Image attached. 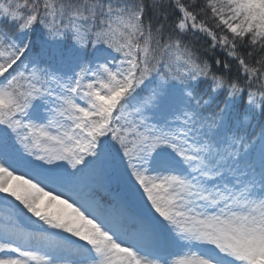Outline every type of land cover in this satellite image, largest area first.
<instances>
[{
  "label": "snow or ice",
  "instance_id": "snow-or-ice-1",
  "mask_svg": "<svg viewBox=\"0 0 264 264\" xmlns=\"http://www.w3.org/2000/svg\"><path fill=\"white\" fill-rule=\"evenodd\" d=\"M173 2L175 19L155 23L142 0L67 9L44 0V12L36 0L0 3V25L18 33L7 48L0 35V193L22 206L4 218L0 264H264V131L256 141L228 134L230 106H243L244 91L221 71L232 61L209 64L184 43L204 33L238 62L236 80L241 69L249 82L264 79V0ZM162 8L154 0L157 15ZM209 11L231 37L200 22ZM37 24L52 38L71 32L81 49L106 45L119 62L113 68L105 56L93 70L82 53L57 52L56 75L33 57ZM249 44L259 46L258 59L247 53L258 68L238 52ZM154 75L156 86L137 100ZM222 90L224 108L203 116V96ZM108 169L126 195L104 205L85 189Z\"/></svg>",
  "mask_w": 264,
  "mask_h": 264
},
{
  "label": "trees",
  "instance_id": "trees-1",
  "mask_svg": "<svg viewBox=\"0 0 264 264\" xmlns=\"http://www.w3.org/2000/svg\"><path fill=\"white\" fill-rule=\"evenodd\" d=\"M17 3H24V0H15ZM40 4V11L44 12L43 3L44 0H36ZM53 4L59 7L60 4L76 5L80 6L85 3V0H50ZM92 2V0H89ZM105 3L111 2L113 4H118L121 6L134 4L139 2V0H104ZM146 6V16L145 21L148 22L151 20L155 23L157 20H162L165 15L171 19H175V13L178 12V9H175L173 0H156L157 3L163 5V8L160 9L159 15L153 10L154 0H142ZM183 3L193 4L194 0H182ZM208 0H195V3L198 5H206ZM0 3L7 4L8 0H0ZM26 11V10H22ZM50 20L51 17H48ZM200 22L204 23L206 26H209L212 30L216 31L218 35L227 34L231 37V33H227V30L221 25L219 28L216 27L218 21L212 17L211 12L209 11L207 15L200 13ZM68 23L67 16L64 18L63 22L60 23L61 29L64 28V25ZM168 31V29H166ZM0 35H3L6 38L7 43L5 48L8 47L10 43L18 42V33L15 28L9 29L5 25H0ZM29 38L34 42L35 48L33 51V57L37 60V63L40 67L49 68L56 75H61V72L64 70L63 66L59 62V58L54 55V53L62 52L67 54L70 50L76 53H82L84 56V66L95 69L98 63L105 62V56H107V62L115 68L118 64V59L112 61L111 56H118V54L111 52L110 49H107L106 45H98L96 48H93L91 44L84 49H81L75 42L72 40L71 32L65 30V35L63 37L57 36L52 38L49 35L48 29L41 24L34 26V30L30 33ZM184 43L188 44L195 53L200 56L202 60H206L209 64H212L215 59L220 60L222 63L225 61H232L231 67L229 69H222L224 75L232 79L233 82L238 83L243 88V106L241 107L240 100H237L235 104L230 106V112L228 114V134H236L237 136H243L246 140L256 141L260 137L262 131H264V79H258L256 77L251 78V82L245 80V73L241 69L239 71V80H236L237 69L239 68L238 62L234 61V58L228 57L227 52L219 45L215 48H211V38L206 34L201 32H196L195 35L188 34L184 38ZM98 49V50H97ZM255 52L253 55L256 59L259 56L256 53H259V46L252 45H241L238 48V52L241 56H244L249 60V63L253 67H260L259 64L255 63L254 59L248 58L247 53ZM111 52V55L107 54ZM220 66H214L213 70L215 71ZM175 65L173 66L172 71L175 72ZM77 71L79 69L77 68ZM217 74H220L218 72ZM67 76H64V79L67 80ZM158 83V78L154 75L153 78L149 81H146L145 85H142L137 90V100H140L144 97H147L151 92L152 88ZM175 83V82H174ZM208 84L211 81H207ZM56 87L55 84L52 85ZM179 86V85H177ZM251 92L254 94L255 106L249 105L248 103V93ZM199 94V92H198ZM203 99H209L210 103L201 108V113L205 117L216 116L222 108H224V99H226V90H222L218 93H209L208 95L203 96ZM129 111H131V105H129ZM19 147V145H17ZM21 155H24L23 149H21ZM24 158L32 159L31 157L24 156ZM46 167V166H45ZM22 171H28V169H21ZM111 174L110 176H112ZM113 180L108 184L107 189L112 193H116L118 190V182L115 180L114 175ZM259 186V185H258ZM92 198L96 201L100 199L99 195H93ZM108 205V204H107ZM63 236H69L66 233H62Z\"/></svg>",
  "mask_w": 264,
  "mask_h": 264
},
{
  "label": "rangeland",
  "instance_id": "rangeland-1",
  "mask_svg": "<svg viewBox=\"0 0 264 264\" xmlns=\"http://www.w3.org/2000/svg\"><path fill=\"white\" fill-rule=\"evenodd\" d=\"M81 104H83V101H81ZM105 173V172H104ZM98 174V176H101V179L98 180L96 177H94V179L91 181L90 183V189H94L96 190L98 187H103L104 183L106 182V178H105V174ZM27 178V177H25ZM122 188L123 191L126 193V190L124 188V185L122 184ZM257 191H259V188L257 189ZM63 198V197H62ZM146 200V197H145ZM4 201H8L9 203L6 204L4 203ZM12 205H15L16 208H22V206L18 205V202H16L12 197L10 196H6V194L4 193H0V229L3 228L4 224H5V217L6 216H13V217H17L18 213L16 211V208H13ZM26 211V210H25ZM30 216V214H27ZM32 220H35V217L31 218ZM18 222H21V226L25 227L26 230L28 231H39V229H37L34 225H29L23 222V217H19L18 218ZM40 222L37 221V224H39ZM44 228L46 229V226H44ZM51 229H47L48 232H50ZM54 231V230H51ZM2 234V233H0ZM83 243V242H82ZM188 249H184L183 251H187ZM193 250H195V248H193ZM179 251V250H177ZM4 254H0V256H2ZM85 254L81 253L80 256H74L68 253H65V259L71 261V260H78L80 258H82ZM149 258H152L151 256H149ZM175 257H169V259H174Z\"/></svg>",
  "mask_w": 264,
  "mask_h": 264
}]
</instances>
